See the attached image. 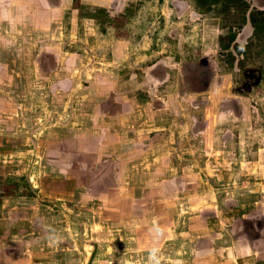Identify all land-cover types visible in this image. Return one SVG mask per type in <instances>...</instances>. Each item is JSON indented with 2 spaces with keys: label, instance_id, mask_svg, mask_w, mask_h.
<instances>
[{
  "label": "rangeland",
  "instance_id": "374dc122",
  "mask_svg": "<svg viewBox=\"0 0 264 264\" xmlns=\"http://www.w3.org/2000/svg\"><path fill=\"white\" fill-rule=\"evenodd\" d=\"M16 1L30 10L0 11L7 261L264 264V0Z\"/></svg>",
  "mask_w": 264,
  "mask_h": 264
},
{
  "label": "crops",
  "instance_id": "0c3cea01",
  "mask_svg": "<svg viewBox=\"0 0 264 264\" xmlns=\"http://www.w3.org/2000/svg\"><path fill=\"white\" fill-rule=\"evenodd\" d=\"M33 1H35L37 5L41 4L42 6H44L45 0H33ZM56 2H57V6L56 5H50V6H52V8H54V7L57 8L61 4L69 6V4H72L74 2V0H56ZM19 6H20L21 12L30 10L29 9L30 5L27 2L18 3L16 0H0V11H5V12H8V10H10V12L12 10L15 11L18 9ZM8 18L5 17L4 19H8ZM0 256L3 257V259H2L3 261H0L1 262L0 264H2V263L3 264H10V261L9 260L7 261L8 257L6 254V250L0 248Z\"/></svg>",
  "mask_w": 264,
  "mask_h": 264
},
{
  "label": "trees",
  "instance_id": "16d2710c",
  "mask_svg": "<svg viewBox=\"0 0 264 264\" xmlns=\"http://www.w3.org/2000/svg\"><path fill=\"white\" fill-rule=\"evenodd\" d=\"M213 1H219V0H213ZM237 1L238 0H224V2H227V4H230V6H232L233 4H238ZM205 2H206V0H205Z\"/></svg>",
  "mask_w": 264,
  "mask_h": 264
},
{
  "label": "bare ground",
  "instance_id": "6f19581e",
  "mask_svg": "<svg viewBox=\"0 0 264 264\" xmlns=\"http://www.w3.org/2000/svg\"><path fill=\"white\" fill-rule=\"evenodd\" d=\"M10 18V17H9ZM9 20V19H8ZM29 54V53H28ZM69 71V70H68Z\"/></svg>",
  "mask_w": 264,
  "mask_h": 264
},
{
  "label": "flooded vegetation",
  "instance_id": "af4514ba",
  "mask_svg": "<svg viewBox=\"0 0 264 264\" xmlns=\"http://www.w3.org/2000/svg\"><path fill=\"white\" fill-rule=\"evenodd\" d=\"M244 4H247V3H244ZM239 5V4H238Z\"/></svg>",
  "mask_w": 264,
  "mask_h": 264
}]
</instances>
